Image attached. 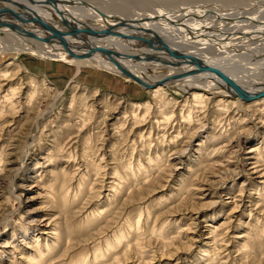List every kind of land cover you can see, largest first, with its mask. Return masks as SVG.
Instances as JSON below:
<instances>
[{"label":"rangeland","instance_id":"1","mask_svg":"<svg viewBox=\"0 0 264 264\" xmlns=\"http://www.w3.org/2000/svg\"><path fill=\"white\" fill-rule=\"evenodd\" d=\"M83 1L97 15L139 25L131 28L137 33L149 34L147 27L159 34L264 29V0ZM204 35L194 41L208 56L243 43L264 47V38L254 33L224 42ZM242 50L226 52L234 69H246L259 58ZM66 62L0 53V70L8 74L0 78V264H30L36 238L40 244L44 238L55 241L42 233L55 223L63 230L69 224L70 244L90 256L98 242L138 221L143 227L132 238L142 235L140 249L125 255L122 244L109 254L115 261L106 264H264V103L210 94L202 104L166 80L161 81L163 100L155 99L151 89L125 76L98 67L77 75ZM240 68L241 74L264 80V66L247 74ZM34 83L40 88L30 102ZM10 87L19 88L12 99L18 102L15 109L3 102ZM138 103L151 109L148 118L141 115L135 122L131 106ZM148 156L154 167L128 174ZM125 170L130 179L116 187ZM62 188L67 197H60ZM253 241L254 247H246ZM62 243L61 253L67 247Z\"/></svg>","mask_w":264,"mask_h":264},{"label":"bare ground","instance_id":"2","mask_svg":"<svg viewBox=\"0 0 264 264\" xmlns=\"http://www.w3.org/2000/svg\"><path fill=\"white\" fill-rule=\"evenodd\" d=\"M18 1L23 3L22 4L23 7L19 6L15 0L14 2L8 0H0V53L6 54L7 52L16 51L18 54L27 53L30 55H34L37 57H42L50 60L67 61L73 64L74 67H76L75 69H77V72L79 71L77 75L83 70V68L94 67L96 69L98 67L106 71L108 70L112 73L113 72L117 73L120 76H125L127 82L134 81L137 83L138 81L135 78L121 71V68L119 67L118 63L113 61L112 57L107 55L102 50L100 51L95 47H93V45H103L105 47H108L112 52H114V54L112 53L113 56L117 57V59L121 62L123 66L139 74V76H141V78L145 82H147L148 86H144L140 82L138 83H140L145 89H151L152 90L151 94L155 96L154 98L155 99L159 98L160 100H163L161 98V94L165 92L164 88L162 87V85L164 86V84L161 83L162 80H166V82H168L167 83L168 85H174V86L178 85L183 92L185 91V93H191L195 101L198 100L202 104L205 102V98L207 99L208 95L210 94H222V95H226L228 98L229 97L239 98L240 97L239 94L231 88L230 83L236 84L242 87L243 89H245L246 91L254 94L264 89V80H262L261 78L260 79L262 81L255 80V78L252 79L248 75L241 74V72L237 70V68L240 67L238 66L236 67V69H234L235 65L234 66L231 65L228 58H226L227 57L226 52H230L233 49H235V51L236 50L239 51L240 49L241 50L244 49V51L253 50L254 54L251 55L252 54L251 53L250 55L252 57L253 56L259 57L256 59V62H254L255 65H250V66L248 65L249 67H247L246 69L245 68L242 69V67L240 68L242 71H244L247 74V72L249 73V71H251L252 68L254 69L258 67L262 68V66H264V47H262V49H258L255 48L257 46L253 45L255 47L251 49L252 44H250V47H247V45L243 43L244 46L227 49L226 51H224V53H222L223 55L221 56H218L219 54L218 55L215 54L216 50H214V52L212 51L213 52L212 56L211 55L208 56L205 55V53L203 54V51L200 48L201 45H199L200 43L198 44L194 41L196 38H199V36L204 34L206 35L211 34L209 38L212 36V38L213 39L215 38L216 40L218 37L219 38L222 37L220 38L222 40L223 39L237 40L241 36H251L253 35V33L255 35L257 34L260 37L264 38V34H263L264 29L260 28L263 31H259L258 29L254 28L255 25L252 26L255 30L250 31L248 28L249 32H247V28H246V30H243L246 31V33L244 32L240 33L241 31L240 30L237 33L238 35L228 34L230 32H228L227 34L223 33L228 30L226 31L222 30L221 33L212 28L197 29L190 34L187 33L170 34L171 32L168 31L160 33V36L164 38V40L167 41L173 49L180 51L182 53H186L188 55L189 54L196 55L202 64L204 63L210 64L215 66L217 69H220L221 74H218L210 69H206V68L200 69L197 66V64L191 60L190 56L184 57L181 55L172 54L166 48L160 47L158 43L155 45H150L146 41H143L144 40L143 38L152 37L155 33H151V32L149 34L141 33V32L137 33L131 29L139 25L135 26L131 24L128 27L116 25L115 23H118L119 20L112 21L108 17L106 18L103 17L102 14L97 15V13L94 10L92 9L90 10L88 9V7L87 8L85 7L87 2L83 0H60V3L56 5L48 4L41 0H37L34 2H30L26 0H18ZM62 10L65 11L62 12ZM16 14H19L20 16L17 17ZM65 14L69 18L73 19L80 26L87 25L95 28L112 26L115 27V29H117L118 31H125L126 33L129 34L131 33L132 37L128 38L119 34H115V35L106 34V35H101V37H97V36H92L87 32L74 33L73 30L70 28V26L63 21V19L65 18ZM31 15L36 18L34 20H31L29 18ZM262 20L264 21V19ZM252 22H256V21L254 20ZM43 23L50 24L52 26L50 27L51 29L46 27ZM53 26L56 29L61 30L62 33L66 35L69 43V48H67L65 44L61 42V39L58 35L57 36L55 35V32H53L52 30ZM157 33L159 35V32ZM212 38L209 39L210 40L209 42L213 40ZM198 40L200 39H197V41ZM202 41L203 40H200V42ZM218 41L219 43L221 42V40ZM214 42L212 41L211 44H213ZM222 42H224V40ZM242 42L239 43L242 44ZM204 47H207V45ZM71 50H73L74 54H71L70 52ZM244 51L242 50L241 52L244 53ZM150 54H152L154 57H149ZM244 54L249 55V53H244ZM241 58L242 57H240V59ZM241 63L243 64L245 62L242 61ZM7 65H9V63ZM149 67H152V69L160 68V72L150 73ZM7 69H9V67ZM177 73H182V74L176 75ZM1 77L3 78L8 77L6 70H0V78ZM170 82H173V84H170ZM38 88H40V86H37V83H34L32 87V91H30V93L28 94L29 96L28 101L30 102L33 101V98L35 97ZM18 89L19 88L17 87H10V92L4 96L5 101L3 102L6 104L5 106L8 107L9 105L7 104L8 102L10 103L9 108L12 107V109H15V105L18 102H14L12 101V99L14 95L18 93L17 92ZM248 99L250 100V103L254 102V105L260 104V102L264 103V94L262 96L249 97ZM228 100L229 99H227L226 101ZM170 102H174V101L170 100ZM131 107H132L133 119L135 120V122L141 120L139 119L141 115H142L141 118L143 119L147 117L149 110L151 109L150 105L146 103L145 105L144 104L142 105V103L132 104ZM139 108H142V110L144 109V112L141 111L140 113H138L140 115L135 114L137 109ZM0 110L4 111V108ZM188 114L189 117L191 118L192 115L191 111H189ZM165 120L171 121V117L169 114H165ZM142 136L144 137V135ZM148 137H151V135H148ZM1 155L2 154H0V162H2ZM147 160H148L147 163L140 160L138 166L136 167V170L135 169L133 170L131 168V172H129L128 174H132L133 176L136 174L139 175L145 173L147 168L151 169L152 167H154L155 163H153L154 161L153 158L149 159L148 156ZM95 170L96 171L98 170L97 167ZM118 171L119 170L114 169V174H118ZM128 174L126 173L125 170L124 175L120 176L121 178L118 179V181L115 183V186L119 187L120 185L119 181L125 179L126 176H128L130 179L131 175L129 176ZM81 183L78 186L79 190ZM63 194H65V190L62 188L60 192V197L63 196ZM65 197H67V194H65ZM98 213L101 214L100 211ZM142 227L143 225L139 221L136 223L135 226L132 222H129L126 230L123 228L120 229L119 235L115 234L112 238H107L106 240H102L101 242H98V244L94 246L96 249L94 248L95 250L92 252V255L88 256L89 252H87V250L84 249L83 250L78 249L79 251L77 249L75 250V248H73V244L72 243L70 244L73 236L72 234L73 229L70 227V225L66 223L65 225L66 230H63L60 225L55 223L54 228H50L51 230L46 229L43 230L42 232L47 235L51 234L50 236L51 237L53 236V238H55V241L49 242V240L44 238L45 239L44 243L40 244L39 237L36 238V242H37L36 246L38 247V249L36 250L37 251L36 255L32 254V256L28 258V262L30 264H106L107 261L112 259L114 260V256L109 258V254L112 253V251L117 250L120 245L126 244L125 248L121 251L125 255H127L131 251V249L136 250L137 248L140 247L138 238L141 237L142 235L137 237V239H133V238L134 236L137 235L138 230H140ZM156 228L162 229V226H156L155 229ZM214 231H216L215 228ZM259 235L260 234H258L257 237ZM129 237H131L130 240H128ZM132 240H135V242L133 245H130L129 243ZM62 241L66 242L67 247L65 246L66 248L61 253L60 248ZM254 241L253 243L246 242L245 243L247 244L246 247H254L256 245L254 244ZM67 254H69V259L65 260V256H67ZM90 257H93V259L90 260L91 263L88 262L89 261L88 259ZM214 257L215 255L212 254L211 259L214 260Z\"/></svg>","mask_w":264,"mask_h":264},{"label":"water","instance_id":"3","mask_svg":"<svg viewBox=\"0 0 264 264\" xmlns=\"http://www.w3.org/2000/svg\"><path fill=\"white\" fill-rule=\"evenodd\" d=\"M8 1L14 2V0H8ZM15 1H16V3L19 6L23 7V5H22L23 3H21L18 0H15ZM26 1L34 2V1H37V0H26ZM41 1L46 2L48 4H55V5L60 3V0H41ZM64 11L62 10V12H64ZM16 16L19 17L20 15L16 14ZM29 18L31 20H34L36 17H33L31 15ZM63 21L70 26V28L73 30L74 33H86L87 32L90 35L97 36V37H101V35H106V34H114V35L115 34H119V35H123V36L128 37V38L132 37L131 33L129 34V33H126L125 31H118L117 29H115V27H112V26L101 27V28L90 27V26H87V25L86 26H80L73 19L69 18L66 14H65V18L63 19ZM122 21H123L122 23H115V24L116 25H123V26H126V27L131 25L130 23H128V21H126L124 19ZM125 23H127V24H125ZM43 24L46 27H48V28L52 27L50 24H47V23H43ZM147 29H148V31H150L152 33H155V34L152 37L143 38L144 39V40L142 39L143 41H146L150 45H155V44L158 43L160 47L166 48L172 54H177V55H181V56H184V57H189L190 56L191 60L194 61L200 69L206 68V69L213 70L214 72H216L218 74H221V72H220L221 70L217 69L215 66L210 65V64H206V63L202 64L196 55H194V54H189L188 55L186 53H182L180 51H177V50L173 49L170 46V44L167 41H165L164 38H162L160 36V34L158 35V33L153 30L152 27H147ZM52 30H53V32H55L56 36L58 35L60 37L61 42L63 44H65V46L67 48H69V43H68V39H67L66 35L64 33H62L61 30L56 29L54 26H53ZM93 47H95L96 49H98L100 51L102 50L107 55L112 57V60L118 63L119 67L121 68V71H123L125 74H127L129 76H132L138 82H140L142 85L148 86L147 82H145L141 78V76H139V74H137L136 72H134V71L128 69L127 67L123 66L121 64V62L117 59V57L113 56L114 52H112L108 47H105L103 45H93ZM70 52H71V54H74L73 50H71ZM149 57H154V56L152 54H150ZM181 74L182 73H177L176 75H181ZM230 85H231V88L233 90H235V92H237L239 94V96H242V97H245V98H249V97H253V96H262L264 94V89L262 91L254 94V93H250V92L246 91L245 89H243L242 87H240V86H238L236 84L230 83Z\"/></svg>","mask_w":264,"mask_h":264}]
</instances>
